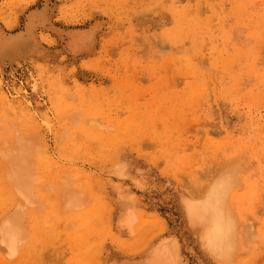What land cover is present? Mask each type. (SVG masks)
<instances>
[{"label": "rangeland", "instance_id": "374dc122", "mask_svg": "<svg viewBox=\"0 0 264 264\" xmlns=\"http://www.w3.org/2000/svg\"><path fill=\"white\" fill-rule=\"evenodd\" d=\"M0 264H264V0H0Z\"/></svg>", "mask_w": 264, "mask_h": 264}, {"label": "bare ground", "instance_id": "6f19581e", "mask_svg": "<svg viewBox=\"0 0 264 264\" xmlns=\"http://www.w3.org/2000/svg\"><path fill=\"white\" fill-rule=\"evenodd\" d=\"M252 19H258V18H253L252 17ZM252 21H254L255 22V20H252ZM257 21V20H256ZM255 26H256V24H255ZM168 107V106H167ZM167 109V108H166ZM169 109V108H168ZM170 111V110H169ZM168 111V112H169ZM173 111V110H172ZM149 116V115H148ZM148 118V117H147ZM149 118H150V116H149ZM20 145V144H19ZM18 145V146H19ZM20 147V146H19ZM18 147V149H17V153H15V155L13 156V158H15L16 160H15V164H13L14 166V168L16 167V168H18L17 170L16 169H14V170H16L15 171V177L17 178L16 179V181H18V179H20V178H22V176H23V174H22V172H24V170H26V172L29 170H27L26 168H28V166H29V164H26L25 163V161L27 160V158H25V156H27L26 154H25V152L27 153V151H26V149H24L23 147H21V148H19ZM22 149V150H21ZM25 151V152H24ZM20 152V153H19ZM25 155H24V154ZM16 154H17V156H16ZM23 154V155H22ZM20 155V156H19ZM17 157V158H16ZM19 157H21V160H20V158ZM29 157V156H28ZM30 157H31V155H30ZM18 159V160H17ZM24 159V160H23ZM14 161V160H13ZM16 161H18L19 163H22L23 161H24V164H26V166H25V169H24V167H22L24 164L22 163V164H20V165H22V166H15V165H18L17 164V162ZM21 161V162H20ZM29 161V160H28ZM29 163V162H28ZM28 165V166H27ZM12 167V168H13ZM29 167H31V166H29ZM23 169V170H22ZM22 170V171H21ZM229 171V170H228ZM29 172H31L30 170H29ZM232 172V171H231ZM12 172H10V174H11ZM14 173V172H13ZM13 173H12V175H13ZM28 174V173H27ZM30 174H33V173H30ZM231 175H234V174H232V173H230ZM229 173H228V175H230ZM26 175V174H25ZM33 176V175H32ZM13 177V176H12ZM25 177V176H24ZM27 177V176H26ZM226 177H227V175H226ZM229 177V176H228ZM225 178V177H224ZM12 179H15V178H12ZM25 179H27V178H25ZM24 179V180H25ZM33 179V178H32ZM226 179V178H225ZM231 178L229 177V180H230ZM224 180V179H223ZM228 180V179H227ZM23 181V180H22ZM26 181H28V180H26ZM25 181V183H26V185H28L29 183L28 182H26ZM19 182H21V180H19L18 182H15L16 183V185H17V183L19 184ZM31 183V182H30ZM225 183L226 182H224V181H222V182H220V183H218L217 182V184H215L213 187H212V190L211 191H209L208 192V194H207V196H205L206 198H204V199H206V200H202V201H200L201 203L204 201V203L203 204H201V205H199L198 207H197V209L200 211V213H201V211H203V212H213V213H215L216 215H215V217L213 216V221H212V218H210L211 219V223H212V225H213V229H212V233H211V238H212V240H213V244H214V240H217V239H219L220 241H218L219 242V244L218 243H215V245L216 244H218L217 246L218 247H220V248H222V250H223V248H224V250H223V253H225V251H227L226 250V248H225V246H228V245H225V243H228L227 242V237H228V233L230 232L231 233V228L230 227H233L234 228V226H233V223L231 224V222L230 223H228V220H227V223H225V221H224V223H225V225L226 224H228V225H224L223 224V220L225 219H221V217H220V215H224V208L222 207V204L224 205L225 203H222L223 201H222V199L223 198H225V197H222V196H225L224 194L225 193H227V192H224V191H226V189L227 188H225ZM227 183H230V182H227ZM227 183H226V185H227ZM233 183V182H232ZM248 183V182H247ZM21 184H23V182L21 183ZM26 185H25V188H24V190L26 191L27 189H29L30 188V184L26 187ZM229 185V184H228ZM21 188V187H20ZM230 188V187H229ZM252 187H250V189H251ZM248 189H249V186H248ZM229 190V189H228ZM253 190V189H252ZM25 191H23L22 192V190H20V192H21V194L23 193V194H25L24 192ZM250 191V190H249ZM27 193H28V191H27ZM251 193H253V191L251 192ZM234 196V195H233ZM223 200H225V199H223ZM55 203V202H54ZM194 207V206H193ZM195 208V207H194ZM198 211V212H199ZM227 212V211H226ZM31 215V214H30ZM201 215V214H200ZM229 215V214H228ZM66 216H68V215H66ZM65 216V217H66ZM205 216V215H204ZM14 217V216H13ZM13 217L10 219V220H12V221H10V222H12L13 223V225H14V223H15V221H18L19 219H17V217L18 216H16V219L17 220H14L13 219ZM30 217V216H29ZM32 217V216H31ZM34 217V216H33ZM19 218V217H18ZM209 219V220H210ZM8 220H9V218H8ZM34 220V219H33ZM46 220V219H45ZM19 222V221H18ZM18 222H16L15 224V226H14V233H13V231L11 232L10 230H12V229H10L11 228V226L9 227V226H7V223H4V225H6V228L5 229H7V236H16V234H17V232L19 231V230H17V229H21L20 228V224L18 223ZM41 223L42 222H40V223H38V224H36L35 226H34V228H33V230H34V232H33V236H35V237H37V235L39 234V236H40V232H41V230H42V225H41ZM9 224V223H8ZM11 224V223H10ZM17 225H19V228H17ZM232 225V226H231ZM235 225V224H234ZM3 226V225H2ZM8 227V228H7ZM10 231V232H9ZM22 231V230H21ZM21 231H19V232H21ZM232 231H233V229H232ZM85 232L86 231H83L81 234H80V236H79V238L77 239V241H79V240H81L84 236H85ZM213 232H214V234H213ZM226 232H228V233H226ZM234 232V231H233ZM3 237L4 236H6L5 234H6V231L4 232L3 231ZM16 233V234H15ZM229 233V234H230ZM33 236H31V237H33ZM230 236H231V234H230ZM18 237H21V235L19 234V236ZM34 237V238H35ZM223 238V239H222ZM226 238V239H225ZM6 238L4 237V242L6 243V240H5ZM17 240L19 239V238H16ZM33 239V238H32ZM229 239H230V243H231V238L229 237ZM9 240H11L10 238L7 240V241H9ZM17 240H15V241H13V240H11V241H13L14 243L15 242H17ZM223 240H225L224 242H223ZM18 243V242H17ZM10 244V242H7V245L8 246H10L9 245ZM72 261V260H71ZM79 263V262H78Z\"/></svg>", "mask_w": 264, "mask_h": 264}]
</instances>
